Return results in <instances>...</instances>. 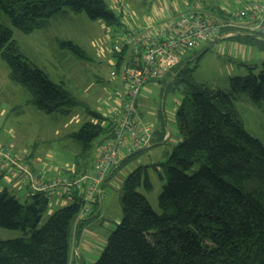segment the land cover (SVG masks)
Returning a JSON list of instances; mask_svg holds the SVG:
<instances>
[{
  "label": "trees",
  "instance_id": "obj_1",
  "mask_svg": "<svg viewBox=\"0 0 264 264\" xmlns=\"http://www.w3.org/2000/svg\"><path fill=\"white\" fill-rule=\"evenodd\" d=\"M64 8L83 12L108 26H122L120 16L104 0H0V57L9 67L10 80L24 87L31 95L30 103L47 114L69 115L84 106L83 101L51 81L22 53L2 19L6 17L14 28L27 34L47 28L50 19ZM214 13L228 16L221 8ZM227 39L264 51V32L237 31ZM61 45L85 57L74 42ZM194 55L173 68L175 75L165 90L175 84L185 97L175 112L180 141L169 157L157 164L165 178L158 196L161 212H155L137 191L141 186L151 190L152 185L147 166L136 167L123 183L122 219L92 264H264V146L246 131L235 106L242 94L253 103H264V62L258 73L250 66L247 74L230 77L224 91L192 79L191 61L185 62ZM112 56L115 66L126 59L123 51L112 52ZM138 56L132 52L127 63L132 65ZM84 108L94 120L68 134L78 148L72 170L61 173L70 178L90 170L97 143L111 138L115 129L109 116ZM150 143L149 148L157 145V140ZM137 154L115 166L109 177ZM29 193L21 203L5 189L0 190V226L24 234L0 239V264H68L82 192L73 190L69 204L55 209L40 227L51 196ZM96 212L95 202L86 218Z\"/></svg>",
  "mask_w": 264,
  "mask_h": 264
},
{
  "label": "rangeland",
  "instance_id": "obj_2",
  "mask_svg": "<svg viewBox=\"0 0 264 264\" xmlns=\"http://www.w3.org/2000/svg\"><path fill=\"white\" fill-rule=\"evenodd\" d=\"M104 1L116 15L120 16L121 25L129 23L136 28L155 23L162 24L161 17H165L166 10L173 5L179 7L190 5L197 12L222 7L232 13L245 6L244 0ZM64 10L50 19L47 28L27 34L14 28L6 17L2 20L12 30L13 39L22 53L42 68L51 81L62 84L81 99L84 106H88L105 117H110V108H113L115 99L114 93L121 89L119 82L109 78L116 63L111 51L112 44L118 39V36L114 35V30L119 32L121 26H108L102 20L87 18L83 12H71L67 8ZM63 41H72L77 44L85 52V57L73 54L71 50L61 45ZM211 41L198 44L184 53L182 57L198 55ZM240 48L246 52L241 54L242 51L240 52V49L230 39H221L212 44L202 55L198 56L196 61L188 64L192 79L195 82L206 83L211 88L227 91L230 77L247 74L250 66L255 68V73H258L264 62V51L255 46L243 44H240ZM235 51L237 54H234ZM248 51H251V54ZM169 82L170 79L161 87L145 84L151 90V94L142 92L139 105L141 110L155 105L159 112L163 106V112L161 111L160 115L156 114L157 117H154L155 123L161 126L166 122L168 130L172 131V136L150 149L140 151L105 182L101 192L105 207L97 211L91 219H86L81 227V236L88 233L86 237L88 242L94 241L96 236L100 238L99 243L95 242L99 244V250L90 249L87 256L93 260L90 258L89 261L86 256L87 264H92L98 258L106 245L108 236L120 223L123 183L126 175L136 167L147 166L148 178L152 185L151 190H146L141 186L137 191L145 195L155 212H161L158 196L162 191L165 178L162 168L157 164L164 162L180 141V135L176 130L175 107H178L185 97L181 87L177 88L175 84L165 93L164 88ZM30 100V93L10 80L9 67L0 57V145L8 146L12 154L20 159L28 155L34 156V167L37 170L48 171L54 167L56 172L63 173L71 168L78 151L75 143L68 138V134L77 131L84 122L94 119L86 112L84 106L76 107L69 115L47 114L36 109ZM235 106L246 131L264 146V103H253L247 95L242 94L235 102ZM150 142L144 146H149ZM95 156L96 151L94 150L91 153V161ZM24 160L28 163V160ZM7 178L20 184V181L14 177ZM6 191L21 203H25L26 196H28H25L24 190L16 191L9 188ZM55 197H49V204L42 215L39 227L45 223L55 209L70 202L63 199L60 201L61 204L57 205V201L61 199ZM98 198L99 195L97 200ZM23 235L20 230L0 226V239H12Z\"/></svg>",
  "mask_w": 264,
  "mask_h": 264
},
{
  "label": "built area",
  "instance_id": "obj_3",
  "mask_svg": "<svg viewBox=\"0 0 264 264\" xmlns=\"http://www.w3.org/2000/svg\"><path fill=\"white\" fill-rule=\"evenodd\" d=\"M169 10L175 17L164 26L149 24L136 28L128 23L122 24L119 32L114 30L118 39L112 44L111 51L126 54V59L109 74L110 80L119 82L121 88L115 91V104L109 112L115 129L113 136L98 147L86 174L75 178L49 176L45 171L31 168L24 159L15 157L8 146L0 145V172L18 179L31 192L64 198L73 190L82 189V204L74 227L91 213L104 180L118 161L147 145L152 138L153 124H142L136 108L137 97L144 85L173 69L184 53L202 42L218 36L230 37L237 31L264 32V4L260 0H249L226 17L215 13L202 16L190 5H173ZM132 52L139 56L134 57V63L132 61L130 65L127 57Z\"/></svg>",
  "mask_w": 264,
  "mask_h": 264
},
{
  "label": "crops",
  "instance_id": "obj_4",
  "mask_svg": "<svg viewBox=\"0 0 264 264\" xmlns=\"http://www.w3.org/2000/svg\"><path fill=\"white\" fill-rule=\"evenodd\" d=\"M244 1H245V4H246L249 0H244ZM260 1L264 4V0H260ZM216 8L223 9L226 12L227 15H229V14L232 13L230 10L224 9L222 7H216ZM216 8H214V9H216ZM214 9H210V10H207L205 12L198 11V13L201 14L202 16H204L206 14L214 13ZM174 17H175V14L171 15L170 10L167 9L166 10L165 17L164 16L161 17V21L160 22L161 23L163 22V23L162 24L155 23L154 25L155 26H164L169 21H171L172 19H174ZM221 37L224 38V39H227V37H224V36H218V37H216L214 39H218V41H219V40H221ZM233 42H234V45L237 46L240 49L239 51L240 52L242 51L241 54H244V52H246L243 48H240V44H238L235 41H233ZM248 53L251 54V51H248ZM234 54H237L236 51L234 52ZM261 57L263 58V55L262 54H261ZM181 59H183V57ZM188 61L189 60H187L185 63H188ZM114 67H115V65H114ZM174 75L175 74L173 72V69H171L168 72H166L162 77H160L159 79H157L156 81H150L148 83L151 84V85H153V86H160L161 87L162 85H164V81H166L168 79H170V81H171L172 78L174 77ZM148 83H146V84H148ZM165 90H166V87L164 88V92H165ZM142 92H145V93L146 92H149V94H151V90L144 85V87L142 88L140 94L137 97L136 108H137L138 119L144 125L153 124V131H152V138L151 139L157 140V145H158V144L162 143L164 140L170 139L171 136H172V131H169L168 130V124L166 122H164L165 121L164 120L165 119V116L164 115H163V120H164L163 121L164 122L163 125L157 126L156 123H155L154 117H157V115H160L161 111L163 112V106H162V109L160 110V112H159L158 108H156L155 105H151V106L147 105V106H149L147 109H146V107L144 108V110H141L140 109L139 98H140ZM114 104H115V99H114ZM141 105L144 107V104L141 103ZM175 108H177V107H175ZM176 130H177V127H176ZM177 132H178V130H177ZM98 147L99 146H98V143H97V145H96V147L94 149L96 151V153L98 151ZM147 149H150L149 146H147ZM127 155L128 154H126L125 156H123V158H121L118 161L117 165L119 163H121L123 161V159ZM33 158H34V156H32V155H28V156L23 157V159L28 160V163L30 164L31 168H33L34 170H37L34 167V165H35L34 163L35 162L33 161L34 160ZM92 162H93V160H92ZM72 168H73V165H71V170H72ZM45 172L47 174H49V175L61 174V173L56 172L54 167L50 168L48 171H45ZM108 177H109V175L106 177L104 183L101 186L100 192H99V198H98V200L96 202L97 211H100V210H102L105 207V202L103 200L104 197H102V193L101 192H102V188H103L105 182L108 180ZM9 188H11L12 190H16V191H22V190H24L26 192L25 193V196L28 195V194H30L29 193V189L26 186H22L21 184L17 183L16 181L7 178L6 176H4L0 172V189L7 190ZM78 191H81L82 192V189H78ZM68 197L69 196H66L64 198L55 197V198L61 199V200H59V202L57 201V205L58 204H61L60 201H63V199L70 201V198H68ZM64 205H65V203H64ZM86 219L87 218L85 217V218H82L81 219L82 221L79 220L77 222V231H75L76 226L73 227L74 238H73L72 245H71V253H70V258H69V264H87L86 262L88 260H86V256L90 252V249L99 250V244H95V242L99 243L98 240L100 238H98V236H96V238L92 242H88L87 239H86V237L88 236V233H85L83 236H81V227H82L84 221H86ZM87 257L89 258V261L92 259L89 256H87Z\"/></svg>",
  "mask_w": 264,
  "mask_h": 264
},
{
  "label": "water",
  "instance_id": "obj_5",
  "mask_svg": "<svg viewBox=\"0 0 264 264\" xmlns=\"http://www.w3.org/2000/svg\"><path fill=\"white\" fill-rule=\"evenodd\" d=\"M218 41V39H214V40H212L211 42H210V44L204 49V50H202L197 56H195V57H198V56H200V55H202V53L203 52H205L212 44H214L215 42H217ZM195 57H193L191 60H189L188 62H190V61H192ZM145 149H147V146H144V147H142V148H139V149H137V150H135V151H133V152H131L130 154H128L123 160H125V159H127V158H129V157H131V156H133V155H135V154H137V153H139L140 151H144Z\"/></svg>",
  "mask_w": 264,
  "mask_h": 264
}]
</instances>
